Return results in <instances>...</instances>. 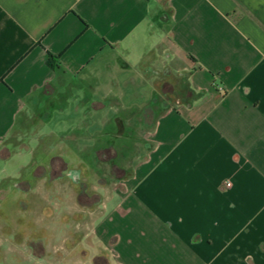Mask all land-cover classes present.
<instances>
[{"label":"crops","instance_id":"obj_1","mask_svg":"<svg viewBox=\"0 0 264 264\" xmlns=\"http://www.w3.org/2000/svg\"><path fill=\"white\" fill-rule=\"evenodd\" d=\"M19 149L77 199L79 153L126 165L79 264H264V0H0V180Z\"/></svg>","mask_w":264,"mask_h":264},{"label":"rangeland","instance_id":"obj_2","mask_svg":"<svg viewBox=\"0 0 264 264\" xmlns=\"http://www.w3.org/2000/svg\"><path fill=\"white\" fill-rule=\"evenodd\" d=\"M33 136L30 133L24 135L23 142L30 146ZM135 137L137 140V136ZM129 138V135L116 137L111 134H100L98 147L106 145L110 140L114 145L126 146L130 143ZM57 152L59 150L55 148L48 150L46 148L45 151H38L34 160L48 161L56 157ZM123 152L128 154L127 150ZM88 153L90 150L82 151L77 155L90 165L87 169L93 170L91 176L87 177L89 194L87 197L82 195L79 199L76 198V191L79 190L80 184L33 181L30 176L33 171V167L29 165L30 155L23 149H19L12 161L5 166V174L0 180V264H79L81 262L82 239L89 230L92 219L103 211L106 197L115 187L117 179L123 175L122 170L124 173L127 172L126 165H113L121 159L108 161L105 158L103 161L101 153H98L96 167L90 163ZM69 155L73 158L74 153L69 152ZM109 156L110 154L106 157ZM78 160L80 159L76 157L72 162L77 164ZM126 161L130 163L136 161V158ZM56 168L61 175L64 167L57 165ZM77 170L76 167L68 170L70 177L77 178L79 176ZM82 188L84 189V184ZM103 188L104 195L100 197ZM46 190L51 191V194L47 195ZM95 190L98 192V197L92 194ZM68 191L71 193L69 198H67ZM119 201L120 198L113 196V199L107 203V208H112ZM96 202H98V210L95 209Z\"/></svg>","mask_w":264,"mask_h":264},{"label":"trees","instance_id":"obj_3","mask_svg":"<svg viewBox=\"0 0 264 264\" xmlns=\"http://www.w3.org/2000/svg\"><path fill=\"white\" fill-rule=\"evenodd\" d=\"M52 62H53V58L50 57L49 60H48V64H49L50 66H52Z\"/></svg>","mask_w":264,"mask_h":264},{"label":"built area","instance_id":"obj_4","mask_svg":"<svg viewBox=\"0 0 264 264\" xmlns=\"http://www.w3.org/2000/svg\"><path fill=\"white\" fill-rule=\"evenodd\" d=\"M226 186L228 187V186H230V184H229V183H227V184H226Z\"/></svg>","mask_w":264,"mask_h":264}]
</instances>
